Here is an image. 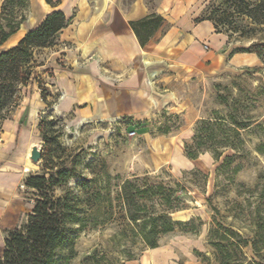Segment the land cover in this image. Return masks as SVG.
<instances>
[{
  "label": "rangeland",
  "instance_id": "obj_1",
  "mask_svg": "<svg viewBox=\"0 0 264 264\" xmlns=\"http://www.w3.org/2000/svg\"><path fill=\"white\" fill-rule=\"evenodd\" d=\"M136 1L171 22L214 17L230 35L231 48H248L256 41L232 28L225 17L228 0H117V5L127 10ZM26 11L25 22L0 52L34 28L45 9L42 1L30 0ZM95 18L75 24H89L78 28L80 35ZM76 32L65 30L54 45L34 51L29 84L16 105L4 108L0 103L3 115L17 119L41 92L54 90L53 81L65 72L87 98L93 88L88 64L97 59L91 48L96 38ZM174 39L164 41L157 53L148 49L142 62L147 95L138 106L125 101L135 116L107 117L101 110L92 117L86 108L82 115H66L64 126L55 117L45 119L51 136L58 137L47 155L53 163L75 168L68 184L54 190L55 196L71 190L78 197L83 225L71 264H264V65L222 74L220 69L203 77L176 62ZM101 71L117 90L130 68L115 75ZM57 90L63 100L66 88ZM82 118L92 121L80 126ZM32 137L42 147L37 130ZM5 141L0 134V170L9 164ZM30 148L22 150L10 194L0 174V255L2 229L18 225L29 210L21 179L41 173V161L33 164L28 158L24 165ZM186 150L198 157L188 159ZM217 155L219 160L213 159ZM25 166L29 172H23ZM128 215L141 219L132 222Z\"/></svg>",
  "mask_w": 264,
  "mask_h": 264
},
{
  "label": "crops",
  "instance_id": "obj_2",
  "mask_svg": "<svg viewBox=\"0 0 264 264\" xmlns=\"http://www.w3.org/2000/svg\"><path fill=\"white\" fill-rule=\"evenodd\" d=\"M40 1L44 5L45 12L37 25L48 13L60 10L71 20L69 25L59 33V38L62 37L65 30L72 27L78 31L76 32L77 36H95L96 39H94L91 48L97 59L88 64L92 73L91 78L95 82L92 79V92H88L87 98L85 96L82 98L78 83L71 79L68 72L61 73L53 81L52 88L54 90H49L51 96L47 97V100L51 101L50 107L39 96V99L35 100L27 111L19 115L17 119H12L11 116L2 122L0 134L6 136L5 142L8 144L3 155L9 159V164L4 170H0V174L2 175V183L11 188L8 194L12 191L13 186L10 182L16 175L17 165L22 161V150L27 148L28 151L30 145L31 148L38 145L34 143L32 137L34 130L38 131L39 139L42 140L39 131V121L42 116L60 119L63 126L67 120L66 115L71 117L82 115L86 108L89 109L92 117H99L101 110L104 111L103 115L107 117L131 118L135 116V111L130 109L128 112L129 109H127L125 101L129 100L131 105L138 106L144 101V95H147L144 81L145 68L142 66V62L150 47H153L152 50L157 53L163 47L164 41L175 38L176 62L198 72V75L203 77L220 69L224 71L220 74L231 73L260 64L259 58L254 53L238 52L236 47L231 48L232 44L227 35L217 32L211 21L196 22L197 15L190 19L183 18L181 23L180 20L176 21L175 19H172L171 22L159 10H148L139 1L132 3L127 10L121 9L117 5V0H52L51 5L44 0ZM73 11H77V13L73 14ZM153 14L160 16L162 23L153 31L146 43L141 45L129 22ZM94 17H96L95 21L97 22L80 35L78 29L80 26L75 27V24L87 23L92 21ZM85 25L81 27L87 29ZM81 42L84 43V41ZM105 62H108L107 67L102 65ZM127 67L130 68V73L120 81V87L117 90L113 86V81L107 79L105 73L101 71V69H108L112 75H115L117 70L121 72ZM63 86L66 88V93L62 100L58 98L56 90ZM37 113L40 114L38 118ZM82 119V122H79L80 126L92 121L90 118ZM28 158L30 160L26 152L24 165ZM28 174L21 179L22 186ZM5 200L7 199L3 198L2 202ZM26 202L29 205V210L25 214L30 212L32 208L27 197Z\"/></svg>",
  "mask_w": 264,
  "mask_h": 264
},
{
  "label": "trees",
  "instance_id": "obj_3",
  "mask_svg": "<svg viewBox=\"0 0 264 264\" xmlns=\"http://www.w3.org/2000/svg\"><path fill=\"white\" fill-rule=\"evenodd\" d=\"M44 1L52 4V0ZM228 3L225 17L231 21L229 23L232 28L239 31L241 36L256 38L250 47H236V51L254 53L264 65V0H228ZM8 4L12 6L9 10ZM29 4L30 0H2L0 46L25 22ZM17 11L19 14H16ZM70 20L71 18H67L62 11H52L45 15L37 26L28 30L15 46L0 52V103L4 108L16 105L15 101L22 88L29 84L34 68L31 64L34 51L54 45L59 33L69 25ZM201 20L211 21L214 29L227 35L230 41V35L218 28V21L214 17L196 18V22ZM233 20L236 21L235 24ZM244 21H247L246 24H238ZM161 23L162 18L154 14L129 22L141 45L146 43ZM254 67L241 70L248 71ZM36 83L41 91L44 90L40 82ZM49 96V90L41 92L40 95L48 107L51 105V101L47 100ZM1 110L0 130L2 122L9 118L3 115ZM45 119L47 116H42L39 121L42 139L41 173H30L23 181L32 208L18 225L2 229L3 248L0 264H71L76 256L74 240L83 225L79 217L78 197L71 190H65V193L59 196L54 194L56 188L68 184L75 168H70L65 163H53L52 158L47 155L48 146L58 144V137L51 136L52 128L45 126ZM184 154L188 159L198 157L197 153L189 150L184 151ZM219 158L220 155L213 157L215 160ZM128 217L132 222L141 219L133 215ZM149 246L156 248L157 244L150 243Z\"/></svg>",
  "mask_w": 264,
  "mask_h": 264
},
{
  "label": "water",
  "instance_id": "obj_4",
  "mask_svg": "<svg viewBox=\"0 0 264 264\" xmlns=\"http://www.w3.org/2000/svg\"><path fill=\"white\" fill-rule=\"evenodd\" d=\"M41 154H42L41 147L39 145H34L31 148L30 156H29L31 162L34 164H38L41 161Z\"/></svg>",
  "mask_w": 264,
  "mask_h": 264
},
{
  "label": "bare ground",
  "instance_id": "obj_5",
  "mask_svg": "<svg viewBox=\"0 0 264 264\" xmlns=\"http://www.w3.org/2000/svg\"><path fill=\"white\" fill-rule=\"evenodd\" d=\"M30 147H31V145H30ZM30 169H31L30 166H25L24 169H23V172H29Z\"/></svg>",
  "mask_w": 264,
  "mask_h": 264
}]
</instances>
